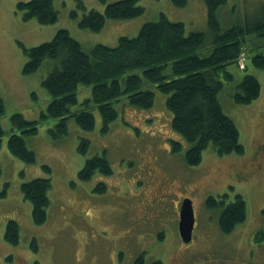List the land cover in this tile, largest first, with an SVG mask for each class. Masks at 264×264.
<instances>
[{
	"label": "rangeland",
	"instance_id": "374dc122",
	"mask_svg": "<svg viewBox=\"0 0 264 264\" xmlns=\"http://www.w3.org/2000/svg\"><path fill=\"white\" fill-rule=\"evenodd\" d=\"M17 1L0 0V99L4 104L0 191L7 185L6 196L0 199V264H136L139 257L137 264H264V170L256 169V156L252 159L258 147L264 148V69L252 63L254 57L264 55V31L237 39L239 69L228 65L226 72L232 79L219 77L225 84L219 102L223 113L236 124L244 152L220 157L209 145L202 151L200 163L189 166L184 154L190 143L171 129L167 96L155 88L149 109L135 108L126 98L117 100V118L105 133L101 132L100 114L94 110L90 131L65 117L66 134L52 137L49 130L58 121L41 117L52 98L41 86L52 61L46 60L35 73L24 75L23 47L50 41L62 28L86 49L96 44L114 47L121 36H137L144 23L157 20L161 13L172 22H182L188 33L206 32L203 0H187L183 8L173 6L171 0H138L145 10L141 16L107 20L99 32L79 28L78 20L70 17L76 0H54L58 19L52 25L24 21ZM81 1L86 10L103 12L104 3ZM262 6L264 0H227L217 12L221 28L243 24L246 16L252 19ZM245 74L254 76L261 87L259 97L246 105L230 96ZM76 93L81 103L91 96V88L79 85ZM15 113L36 125L35 134L24 138L26 147L35 153L34 163L26 164L7 151L10 134L22 132L11 125L10 116ZM82 138L89 141L83 155L77 151ZM172 141L180 143V151L172 150ZM103 152L111 173H95L88 181H78L86 159ZM35 178L51 181L47 218L41 225L32 222L31 204L20 192L22 183ZM161 182L169 185L158 191ZM98 183L105 185L104 192L94 191ZM223 194L229 202L241 195L246 206L244 222L230 234L218 228L220 208L209 209L205 203L208 197ZM180 197L190 199L194 207L189 244L181 242L177 229L175 206ZM9 220L19 225L16 245L3 239Z\"/></svg>",
	"mask_w": 264,
	"mask_h": 264
},
{
	"label": "trees",
	"instance_id": "16d2710c",
	"mask_svg": "<svg viewBox=\"0 0 264 264\" xmlns=\"http://www.w3.org/2000/svg\"><path fill=\"white\" fill-rule=\"evenodd\" d=\"M104 3L103 12L86 10L81 0H76L70 17L78 20V27L99 32L107 20H130L141 16L144 8L138 0H117ZM54 0H18L16 7L24 21L35 19L41 25L57 22L58 13L53 7ZM173 6L183 8L187 0H171ZM207 11V31L186 32L182 22H172L163 13L155 21L144 23L135 37L121 36L118 44L108 47L96 44L84 48L67 29H59L50 41L36 46L23 47L26 57L22 68L24 75L35 73L46 60L52 61L51 69L41 80V86L52 97L44 119H54L58 123L49 130L52 137L66 134L65 117L73 118L79 128L90 131L94 127L96 110L101 118V132L117 118L114 103L121 98L138 109H149L154 103L153 88L166 94L165 106L172 114L171 129L179 134L190 147L184 154L185 163L196 166L200 163L202 151L211 146L220 157L244 152L239 132L234 121L225 115L219 102V95L226 80L232 74L226 72L228 65L238 68L239 44L237 39L264 31V6L255 12L252 19L243 24L221 28L218 10L227 0H203ZM81 13V16H78ZM258 36V35H257ZM205 52L202 56L201 53ZM256 68L264 69V55L252 60ZM239 69V68H238ZM79 85H88L91 96L81 103L77 100ZM260 83L252 75L245 74L236 82L230 96L239 104H250L260 95ZM4 104L0 99V116ZM13 132L7 139L9 154L26 164L34 163L35 153L28 149L25 137L36 132L35 123L25 120L20 113L10 116ZM4 131L0 125V140ZM1 142V141H0ZM89 141L82 138L77 151L85 154ZM181 149L179 142L172 141V150ZM43 168L50 172L47 166ZM108 175L111 167L105 153L86 159L77 174L78 181H88L93 174ZM49 178H35L20 185L24 200L31 204V218L35 225L46 221L49 205ZM105 185L98 183L94 188L102 193ZM7 185L0 191V199L6 196ZM228 195L208 197L205 201L209 209H219L218 228L223 234H230L246 218V206L241 195L226 201ZM5 242L16 245L19 241V225L9 220L4 229ZM137 264V263H136ZM159 264V263H156Z\"/></svg>",
	"mask_w": 264,
	"mask_h": 264
},
{
	"label": "water",
	"instance_id": "95a60500",
	"mask_svg": "<svg viewBox=\"0 0 264 264\" xmlns=\"http://www.w3.org/2000/svg\"><path fill=\"white\" fill-rule=\"evenodd\" d=\"M194 209L192 201L185 198L179 209L178 234L183 244H189L192 240L194 228Z\"/></svg>",
	"mask_w": 264,
	"mask_h": 264
},
{
	"label": "flooded vegetation",
	"instance_id": "af4514ba",
	"mask_svg": "<svg viewBox=\"0 0 264 264\" xmlns=\"http://www.w3.org/2000/svg\"><path fill=\"white\" fill-rule=\"evenodd\" d=\"M254 156H256L254 158V160H256V159L259 160V163H258L256 169H263L264 170V148L258 147V151H257V153L255 155H252V159H253ZM233 177H235V176H233ZM167 185H169V184H166L165 182H161V184H158V186H161L158 191H163L166 188ZM146 195L147 196L149 195L151 197L152 194H150L149 191H147ZM184 199H185V197H180L179 201L176 203L175 210H176V214L178 215V217H179V209H180L181 203H182V201ZM139 259H141V257H139L138 260ZM138 260L136 261V263H138Z\"/></svg>",
	"mask_w": 264,
	"mask_h": 264
}]
</instances>
